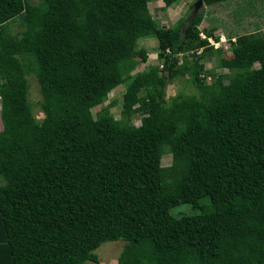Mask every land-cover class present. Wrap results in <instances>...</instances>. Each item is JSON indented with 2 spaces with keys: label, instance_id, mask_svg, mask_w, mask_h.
I'll return each instance as SVG.
<instances>
[{
  "label": "trees",
  "instance_id": "1",
  "mask_svg": "<svg viewBox=\"0 0 264 264\" xmlns=\"http://www.w3.org/2000/svg\"><path fill=\"white\" fill-rule=\"evenodd\" d=\"M148 1L0 0V244L8 264H100L95 250L120 239L118 264H264L259 30L230 40L232 55L216 66L233 75L209 83L197 51L212 48V34L199 35L200 14L180 17L156 30L162 62L135 76L124 96L126 108L138 103L140 124L92 113L146 61L137 41ZM10 22L18 31L2 32ZM179 74L198 95L167 102V81ZM29 76L41 94L40 121ZM183 204L192 213L174 216Z\"/></svg>",
  "mask_w": 264,
  "mask_h": 264
},
{
  "label": "rangeland",
  "instance_id": "2",
  "mask_svg": "<svg viewBox=\"0 0 264 264\" xmlns=\"http://www.w3.org/2000/svg\"><path fill=\"white\" fill-rule=\"evenodd\" d=\"M31 3H37L40 0H29ZM197 0H178L171 6H167L164 0H149L146 6V14L141 13L142 35L137 41L138 48H145L147 59L145 62L135 66L122 76V82L111 90L106 99L99 105L92 108V113L96 116L100 111L107 109L116 120L131 122L139 125L141 115L134 110L138 103L126 108L124 106V96L132 79L140 74L149 64L161 63L162 59L158 56V40L155 32L161 27H170L180 17L190 18L193 5ZM202 19L198 25L199 35L205 37L208 32L209 45L203 52L201 48L197 51L202 53L200 62L204 64L205 70L202 75L206 76L205 81L211 82L220 74L232 76V71L227 68L216 66L219 58H229L231 53L230 40H234L237 35L247 34L259 30L264 36V0H227L222 3L200 6L197 11ZM7 27V28H6ZM9 28L12 32H17L19 25L16 22H10L2 27V32ZM215 36L218 39H215ZM201 37V38H202ZM231 37V38H229ZM181 58V54H179ZM227 81V79H225ZM28 98L31 102L32 111L35 118L40 121L43 118V112L40 107L41 94L37 80L34 76H29ZM196 94L198 91L190 80L188 74H179L168 79L165 88V100L170 102L177 94ZM145 94L141 89L138 96ZM1 129V121H0ZM161 169L164 178H168L171 171V154L165 151L161 157ZM171 213L176 216L181 213H192L187 204L178 205L172 209ZM124 241H106L102 243L95 252L99 257L100 264H118V257L123 248ZM85 264H94L87 260Z\"/></svg>",
  "mask_w": 264,
  "mask_h": 264
},
{
  "label": "water",
  "instance_id": "3",
  "mask_svg": "<svg viewBox=\"0 0 264 264\" xmlns=\"http://www.w3.org/2000/svg\"><path fill=\"white\" fill-rule=\"evenodd\" d=\"M203 4V1L202 0H197L194 5H193V10H192V13H191V16H190V20H192L193 18L196 17L197 15V11L198 9L200 8V6Z\"/></svg>",
  "mask_w": 264,
  "mask_h": 264
},
{
  "label": "crops",
  "instance_id": "4",
  "mask_svg": "<svg viewBox=\"0 0 264 264\" xmlns=\"http://www.w3.org/2000/svg\"><path fill=\"white\" fill-rule=\"evenodd\" d=\"M0 264H8L7 261H5L4 258V250L0 244Z\"/></svg>",
  "mask_w": 264,
  "mask_h": 264
},
{
  "label": "clouds",
  "instance_id": "5",
  "mask_svg": "<svg viewBox=\"0 0 264 264\" xmlns=\"http://www.w3.org/2000/svg\"><path fill=\"white\" fill-rule=\"evenodd\" d=\"M202 38H205V37H202ZM208 39H209V37H208ZM209 41V40H208Z\"/></svg>",
  "mask_w": 264,
  "mask_h": 264
},
{
  "label": "built area",
  "instance_id": "6",
  "mask_svg": "<svg viewBox=\"0 0 264 264\" xmlns=\"http://www.w3.org/2000/svg\"><path fill=\"white\" fill-rule=\"evenodd\" d=\"M202 37V36H201Z\"/></svg>",
  "mask_w": 264,
  "mask_h": 264
}]
</instances>
